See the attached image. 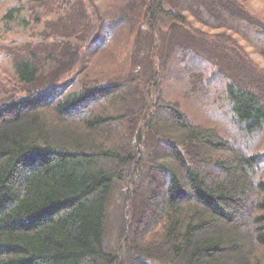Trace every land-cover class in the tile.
<instances>
[{"label":"trees","instance_id":"1","mask_svg":"<svg viewBox=\"0 0 264 264\" xmlns=\"http://www.w3.org/2000/svg\"><path fill=\"white\" fill-rule=\"evenodd\" d=\"M0 1V264H264V0Z\"/></svg>","mask_w":264,"mask_h":264},{"label":"rangeland","instance_id":"2","mask_svg":"<svg viewBox=\"0 0 264 264\" xmlns=\"http://www.w3.org/2000/svg\"><path fill=\"white\" fill-rule=\"evenodd\" d=\"M7 1H0V16L2 15L3 16V11H4V8L6 6V3ZM5 3V4H4ZM3 4V5H2ZM2 5V6H1ZM48 18V16H47ZM161 18V17H160ZM19 35L17 34V28L14 29L13 26H10V25H7L5 24L4 22H2V19L0 18V43H2L3 41H5L6 39H9V38H13V37H18ZM4 46L0 45V89L1 88H8L9 85H8V82L7 80L4 78V75L5 74V70L3 69V63H4V58H5V53L3 52V49ZM253 56V55H252ZM255 57V55H254ZM96 58V59H95ZM94 58L93 62L97 65H100L101 67L99 68L100 70L102 71H107L108 69V66H109V59L107 56H104V55H96V57ZM130 58H133V55L129 57V60ZM257 58V60L264 65V59L260 58V57H255ZM98 68V67H97ZM165 83L167 82H170V84L172 83L174 85L173 89L177 87V85H179V83L176 82V79H173L172 80V76H167L165 79H164ZM176 82V83H175ZM193 95L190 96V100L193 99ZM184 101V100H183ZM183 103V102H182ZM118 104V103H116ZM186 104V108L189 110L188 113L191 114V120L193 123H198L199 122V118H200V115L202 114L201 111L203 112H211V110L209 109V107L207 106V102H198V103H192V102H185ZM119 104L118 106L116 107L119 108ZM201 110V111H200ZM23 113L25 112H30V110H25L22 108L21 110ZM13 112H6L5 113V116L4 117H7V118H11L14 114H12ZM74 113V112H72ZM69 115V114H67ZM19 117H22L21 115ZM50 117L46 116V118H43L42 119V123L44 125H48L50 127H52L51 125V121L50 119H48ZM50 121V122H49ZM201 121V120H200ZM82 132V131H80ZM108 135L110 136H121L123 134V130L122 128L120 127V123L118 121H115L112 125H110V127L108 128ZM238 156H235L234 158H232V163H234L236 160H237ZM239 200L242 201V202H250L252 203L253 201V197L251 195L250 192L246 191V194L244 197H239ZM235 213V222L237 223H242L246 218H247V208H235L234 210ZM243 224V223H242ZM252 229V226L251 225H246V227H243V228H240V232H247L249 234H251L253 231L251 230Z\"/></svg>","mask_w":264,"mask_h":264}]
</instances>
